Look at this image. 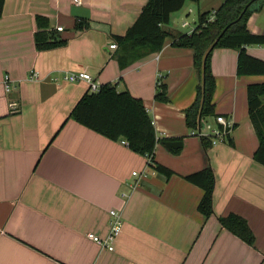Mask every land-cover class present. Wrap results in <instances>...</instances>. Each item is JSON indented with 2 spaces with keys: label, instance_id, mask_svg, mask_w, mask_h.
Instances as JSON below:
<instances>
[{
  "label": "crops",
  "instance_id": "crops-1",
  "mask_svg": "<svg viewBox=\"0 0 264 264\" xmlns=\"http://www.w3.org/2000/svg\"><path fill=\"white\" fill-rule=\"evenodd\" d=\"M147 1L81 0L75 5L71 0H4L0 264H264V166L253 159L258 140L246 99L247 85L264 82V76L238 77V51H213L214 116L208 122L223 116L233 129L225 142L205 148L187 129L183 113L199 85L193 51L173 47L167 39L159 53L120 70L115 51L108 49L111 37L124 35ZM222 3L201 0L196 5L202 14ZM177 13L167 26L172 34L196 29L197 24L181 31L179 27H189H182L181 19L175 26ZM38 18L46 25L43 31L64 44L38 51ZM257 31L264 35L263 26ZM245 49L264 61V46ZM33 71L36 81L29 79ZM81 71L99 86L116 85L141 99L159 140L153 161L172 171L170 178L157 174L144 156L121 141L68 118L88 85L69 83L64 76ZM6 77L11 81L8 93L3 89ZM160 84L167 88V103L154 100ZM173 141L181 147H165ZM204 169L215 176L208 217L197 208L203 190L184 179ZM110 210L122 217L112 252L87 238L88 233L107 235ZM229 214L245 219L254 236L252 246L221 227L219 220Z\"/></svg>",
  "mask_w": 264,
  "mask_h": 264
},
{
  "label": "trees",
  "instance_id": "trees-1",
  "mask_svg": "<svg viewBox=\"0 0 264 264\" xmlns=\"http://www.w3.org/2000/svg\"><path fill=\"white\" fill-rule=\"evenodd\" d=\"M200 1L148 0L125 34L111 37V42L117 45L114 60L120 70L159 53L167 39L172 40L173 47L193 51V68L199 77V85L194 101L183 112L185 125L190 132L214 116L215 77L210 68V59L215 49L238 51V77L264 76V61L250 55L245 49L247 46H264V35L253 34L247 29L249 18L262 10L264 0H223L212 14L206 12L198 15L197 27L190 34H172L167 28L171 15L181 11L188 3L198 4ZM3 5L4 0H0V16ZM37 23L40 31L35 34L34 43L38 51L64 44L56 43L52 34L43 31L46 25L41 24L40 18ZM246 99L248 117L258 140L253 159L264 166V82L247 85ZM154 100L158 103L169 101L165 85L157 87ZM68 118L109 140L126 142L127 147L136 154L150 156L148 165L165 180L173 174L169 169L154 163L155 145L159 140L153 121L141 99L134 98L126 89L118 91L116 85L103 84L96 93L87 91ZM201 140L205 148L211 146L209 139ZM184 179L203 190L197 208L203 216H210L213 213L215 186L213 172L204 169ZM219 221L223 229L247 245L254 244L253 233L242 217L229 214Z\"/></svg>",
  "mask_w": 264,
  "mask_h": 264
},
{
  "label": "built area",
  "instance_id": "built-area-1",
  "mask_svg": "<svg viewBox=\"0 0 264 264\" xmlns=\"http://www.w3.org/2000/svg\"><path fill=\"white\" fill-rule=\"evenodd\" d=\"M73 4L80 5L81 0H71ZM212 20V16L209 17ZM188 24L185 22L181 26L186 27ZM55 30L57 32H62V27H56ZM108 49L111 51L117 50V45L114 43H110L108 45ZM29 79L31 81H36L38 79V74L36 72H31L29 75ZM64 80L69 83L75 82H85L88 85V91L91 93H96L99 90V85L90 77L87 73L81 72H73L68 73L64 76ZM3 89L6 93L11 90V81L6 77L3 81ZM10 106L12 108H16L14 103H11ZM233 129V124L230 119H226L223 116H216L214 118V122H205L203 126L198 125L197 128L191 132V135L198 137L199 139L207 138L210 140L212 146H215L219 143L225 142ZM121 143L127 146L126 142L121 141ZM147 159V163H150V156H144ZM133 176H136V173H132ZM131 189H134V186H131ZM109 230L106 236L98 237L96 235L87 234V238L92 242L97 244L99 247L106 249L107 251H114V242L119 236L122 230V217L121 212L116 210L109 211Z\"/></svg>",
  "mask_w": 264,
  "mask_h": 264
},
{
  "label": "rangeland",
  "instance_id": "rangeland-1",
  "mask_svg": "<svg viewBox=\"0 0 264 264\" xmlns=\"http://www.w3.org/2000/svg\"><path fill=\"white\" fill-rule=\"evenodd\" d=\"M189 7L191 8V12H188ZM209 13L212 14L213 10H210ZM198 14H199V9L196 4L194 3L186 4L182 12L177 13V16L175 14L174 16L175 26L179 27L178 24H180L182 22L181 20H183V22H186L189 25V27H187L186 29H181L179 27L181 31L184 32V31L189 30L190 28H193L197 24ZM250 18H249L250 21H249L248 29L250 28L251 30L255 32V34H257L258 32L257 29L259 28V26L261 27L263 26L264 28V7L259 12L253 14ZM253 27H255V30L253 29Z\"/></svg>",
  "mask_w": 264,
  "mask_h": 264
},
{
  "label": "water",
  "instance_id": "water-1",
  "mask_svg": "<svg viewBox=\"0 0 264 264\" xmlns=\"http://www.w3.org/2000/svg\"><path fill=\"white\" fill-rule=\"evenodd\" d=\"M165 147L168 149H175V148H179L181 147V143L180 142H165L164 143Z\"/></svg>",
  "mask_w": 264,
  "mask_h": 264
}]
</instances>
